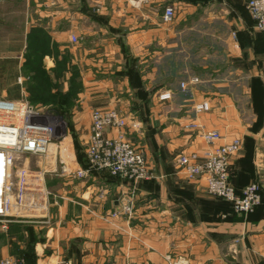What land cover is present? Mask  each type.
<instances>
[{"label":"crops","instance_id":"crops-1","mask_svg":"<svg viewBox=\"0 0 264 264\" xmlns=\"http://www.w3.org/2000/svg\"><path fill=\"white\" fill-rule=\"evenodd\" d=\"M188 1L0 0L5 84L15 83L14 70L44 69L65 91L74 70L78 89L67 114L75 131L88 132L96 107L163 123L164 141L156 137L150 153L144 150L151 180L132 186L104 172L46 179L53 214L52 230L35 245L41 264L58 258L71 264H264V32L252 29L247 13L233 27L215 0ZM168 4L181 11L165 23ZM192 76L198 83L186 102L180 82L188 85ZM199 101L209 108L194 114ZM189 117L225 138H241L229 160L231 182L237 190L259 186L261 200L251 212H235L206 192L202 178L187 180L175 167L178 151L207 149L184 129ZM79 160L83 165L82 155ZM131 191L133 215L104 219Z\"/></svg>","mask_w":264,"mask_h":264},{"label":"built area","instance_id":"built-area-1","mask_svg":"<svg viewBox=\"0 0 264 264\" xmlns=\"http://www.w3.org/2000/svg\"><path fill=\"white\" fill-rule=\"evenodd\" d=\"M244 2L255 29L264 32V0ZM174 15V7L167 5L162 12V21L169 23ZM231 35L235 38L234 32ZM70 39L77 41L74 35ZM190 82L196 84L198 78L192 77ZM180 88L182 93L191 92L190 88L185 87V82H180ZM208 108L207 101H200L193 105L192 111L197 114ZM49 118V114L39 112L37 106L24 98L11 100L0 97V216L12 213L23 215L29 210L41 209V175H44L46 168L50 169L47 172L70 173L78 177L86 176L92 169H107L112 174L133 180L150 177L141 151L135 149L120 133L118 138L103 136L106 128H116L118 132L124 128V119L114 109L93 110L91 113L90 135L85 142L89 161L86 169L67 166L62 159L58 168L56 160L49 159V145H55L53 140L62 134L61 124L57 125L56 120L50 121ZM183 127L193 130L207 145L202 154L192 151L177 156L186 178L202 177L210 194L230 201L236 211L252 210L260 200L258 186L249 184L238 194L230 183L229 160L240 148V137L225 138L217 129H207L195 118L187 119ZM23 154L38 155L37 168L33 170L28 165L26 156L13 171L16 179L13 184L12 166ZM127 206H123L125 210H129ZM18 261L6 258L0 260V264H17Z\"/></svg>","mask_w":264,"mask_h":264},{"label":"rangeland","instance_id":"rangeland-1","mask_svg":"<svg viewBox=\"0 0 264 264\" xmlns=\"http://www.w3.org/2000/svg\"><path fill=\"white\" fill-rule=\"evenodd\" d=\"M186 1L189 2L188 0H185V2ZM214 4L220 12H223V10L227 11V17L229 19H232V21L228 23L231 24L230 26H233V27L234 25L235 27H237L236 26L237 22L239 21V19L243 17L245 18L246 13L249 14L244 0H221V1L215 0ZM233 4L235 6L238 4L235 11H232L230 9ZM168 5H172L174 7V11H175L174 18H175L178 15L179 11H181L179 7L180 5L179 4H177L176 6L174 4H168ZM223 24L224 23H218L216 27H220ZM252 29H254V31L257 30L255 29L254 24H253ZM232 31L236 33L235 30H233V28L231 32ZM72 42H76V41H72ZM35 59H33L34 63L36 62ZM60 71L61 70H57V73ZM14 72H16L15 73V83L5 84V76H6L5 70H0V97H6L11 100H20L24 98L31 105L37 106V109L39 112L44 111L47 114H49L50 121L56 120L55 122L57 123V125L61 124V130H62L61 136L57 140L56 139L53 140V143H55V145L54 144L49 145L50 147L49 151L51 153L49 159L56 160L58 168H60V163H59L60 159H62L63 162H65L67 166L75 165L76 168H79V169L88 168L89 161L86 155L87 144L85 142L86 140L88 141V137L90 135L91 114H90V126L88 129V132L86 130L84 133H81L80 131H75L74 129H72L71 122H70L71 118L67 114L68 113L67 109H69V107L74 103L77 90L76 91L74 90V92L71 94L69 92V89L63 91V86L60 84V79L52 81L51 79H49L44 69H32V68L28 69L27 68V69H19V70L17 69V70H14ZM24 76L26 77L24 78ZM195 85L196 84H192L190 82L188 83V85L185 84V87L193 89ZM74 88L77 89L78 85L74 86ZM183 94H184L186 102L189 101L192 97V92H190L189 94H185V93ZM63 105L66 106V109L63 108ZM77 105L79 106V103H77ZM129 108L132 111L133 109L132 101H130ZM106 109H114L116 112H118V114L124 119L125 124L121 132H118L116 128H106L105 131L103 132V136L109 137V138H118L120 137L119 136V133H120L122 137L125 140H127L129 143H131L135 149L141 151L144 156L146 169L150 177L147 179L133 180L128 177H123V176L121 177V176L112 174L107 169H98V170L92 169L89 171V173L86 176L78 177L76 175H70V173L69 174H57L52 171L47 172V170H50V169L46 168V172L44 173V175L43 174L41 175V209L36 208L31 211L29 210L23 215L12 213L9 215L0 216V260L6 259V258H12V259L19 260L17 264H41V261H37L35 245L38 242L41 244V241L43 242L46 237L45 233H47V231L49 230H52L51 223H52V214H53L52 212L53 192L46 185V179L48 177H54L58 175V176L82 179V178H87L91 176L92 173L104 172V173H108L112 177H116L120 180H124L125 182H130L132 186H135L141 181L151 180L155 177L154 170L152 169L150 163L148 162L147 156L144 150L146 149L150 153V150L152 149V147L157 143L156 137H158L159 141L160 139L161 141H164V137H163L164 134L161 133V127L163 123H160L158 119L155 120L151 118L152 124L150 125V123L148 122L146 123V118H134L132 115L128 116L127 113H125L124 111L116 107H107V108L106 107H96L93 110H106ZM190 118L193 119V117H189L187 119H190ZM141 119H143V121H141ZM147 121L150 122L149 117L147 118ZM131 128L132 130L128 131ZM186 130H190V129H186ZM72 150H74V152H72ZM182 153H186V152H183L182 150L178 151L173 156V159H174L175 167L178 168V170L184 175L182 171V167L177 161V156ZM79 155L80 157L81 155L83 156V159H84V162H83L84 164L82 163L83 165L79 163L80 161ZM26 156L28 157L27 159L28 165L33 170H36L37 160H39V156L38 155L35 156L32 154H29V155L23 154L13 163V166H12L13 178H14L15 169L19 166V164L23 162ZM51 165L52 164L49 165V168ZM228 167H229V172H230V183L233 186L231 182L232 174L230 171V165ZM184 177L186 178L185 175ZM198 178H202V177H198ZM195 179H187V180H195ZM15 183H16V179L14 178L13 184ZM204 184H205V181H204ZM245 186L239 191L240 193L245 188ZM233 188L237 192L234 186ZM205 190L212 197L219 198V197H216L210 194L207 191L206 184H205ZM239 192L237 193L240 194ZM258 193H259L260 200H261L259 186H258ZM219 199H222L226 201L227 203H230L232 209L235 212L241 213V214H247L251 212L253 208L260 202L259 200V202L253 206L252 210L248 212H239L234 209L230 201L224 198H219ZM126 204L128 205L127 207H129V210L124 209L123 206ZM134 205L135 203H134L133 192L131 191L129 193H124L120 197L118 207L115 208L114 210H111L107 214H105L103 218L104 219H107L108 217L114 218L119 215H123L126 218H128L133 215ZM39 224L43 226H47L46 229H42V230L38 229L37 226ZM6 247L8 248V251H7L8 253L4 252V249ZM39 251L41 252V245H40ZM59 263L71 264V262L68 259H64V258H58L55 262H51V263L47 262L46 264H59Z\"/></svg>","mask_w":264,"mask_h":264},{"label":"trees","instance_id":"trees-1","mask_svg":"<svg viewBox=\"0 0 264 264\" xmlns=\"http://www.w3.org/2000/svg\"><path fill=\"white\" fill-rule=\"evenodd\" d=\"M75 75H76V71L73 70V71H72V77H71V81H72V83H71V85H70V89H69L70 94L73 93L74 90L76 91V90L78 89V88H77V89L74 88V86L78 85L77 82H76V76H75ZM63 108L66 109V106L63 105ZM79 157H80V155H79ZM79 159H80V158H79ZM236 190H237V189H236ZM239 191H240V190H237V192H239ZM239 193H240V192H239ZM228 204L231 206L230 203H228Z\"/></svg>","mask_w":264,"mask_h":264}]
</instances>
